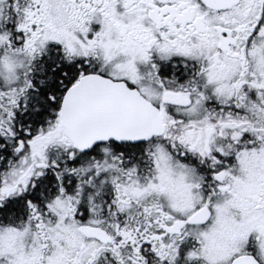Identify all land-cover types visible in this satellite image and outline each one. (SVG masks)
<instances>
[{
  "label": "snow or ice",
  "instance_id": "1",
  "mask_svg": "<svg viewBox=\"0 0 264 264\" xmlns=\"http://www.w3.org/2000/svg\"><path fill=\"white\" fill-rule=\"evenodd\" d=\"M0 264H264V0H0Z\"/></svg>",
  "mask_w": 264,
  "mask_h": 264
}]
</instances>
